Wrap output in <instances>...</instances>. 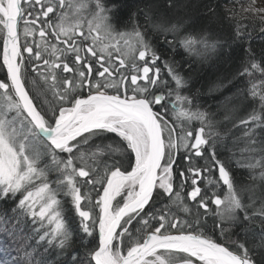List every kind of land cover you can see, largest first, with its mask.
<instances>
[{
    "label": "snow or ice",
    "instance_id": "snow-or-ice-1",
    "mask_svg": "<svg viewBox=\"0 0 264 264\" xmlns=\"http://www.w3.org/2000/svg\"><path fill=\"white\" fill-rule=\"evenodd\" d=\"M254 4L228 11L251 13L264 24V8ZM165 7L177 4L166 0ZM116 12L103 0H0V199L17 201V223L38 225L32 237L20 236L16 224L0 229L24 240L17 256L0 241V264H264V193L235 184L230 170L233 164L259 168L250 179L264 181V80H249V99L258 104L234 125L244 131L231 143L245 146L233 152L209 113L182 94L187 80L175 62L163 61L175 88L159 90L167 81L153 43L158 36L173 50L179 45L206 57L221 40L207 29L189 31L188 21L156 6L142 10L143 23L133 13L130 28L120 26ZM245 37L247 58L238 75L264 73V51L258 59L241 25L234 39ZM109 134L116 139L108 141ZM181 150L184 168L177 164ZM221 150L228 157L218 158ZM205 151L211 163L201 166L195 161ZM213 170L218 178L206 183L222 184L223 195L200 187ZM154 193L168 203L156 208ZM61 195L79 218L83 255L73 247ZM201 210L221 233L222 225L241 224L242 239L217 242L205 231ZM94 233L90 247L84 241Z\"/></svg>",
    "mask_w": 264,
    "mask_h": 264
},
{
    "label": "trees",
    "instance_id": "trees-1",
    "mask_svg": "<svg viewBox=\"0 0 264 264\" xmlns=\"http://www.w3.org/2000/svg\"><path fill=\"white\" fill-rule=\"evenodd\" d=\"M103 2L106 5L114 4L116 6L118 12L115 15L121 27L130 28L133 13H136V19L143 23L142 10H147L150 6H156L161 11L166 12L172 19L179 18L188 21L189 31L207 29L213 37H218L221 40V46L215 52L209 53L206 57H200L186 53L179 45H176L175 50H173V48L160 42L158 36L153 37V43L161 55V60L157 62V66L161 68V80L167 81V85H162L159 90L167 94L168 88H175V84L164 67L163 61L175 62L174 66L187 80V86L181 90L182 94L192 98L193 107L198 105L201 110H206L209 113L210 118L214 121V131L226 134L228 148L238 153L239 149L245 146L244 141H238L236 144H232L231 141L233 138L241 136L244 128L243 126L234 127V125H238L239 120L246 118L254 106L258 104V100L254 102L249 99L247 89L249 80L252 82L264 80V73L253 72L252 77L238 75L247 58L246 49L249 44L247 37L239 40L234 39L235 30L241 25L247 26V31L251 33V48L259 59L261 51H264V32L260 31L261 28H264V24L251 13L239 11L238 15L233 16L228 10L247 8L251 0H175L177 4L175 9L166 8V0H103ZM257 6L255 3L254 7L259 8ZM209 8L214 9V12L210 13ZM2 39L3 37L0 35V79H5V69L2 66ZM167 39L172 40L173 37L169 35ZM260 90L264 91V88ZM168 118L172 120L170 113ZM197 127L198 124L193 123V130ZM115 139V134H109L107 137L108 141ZM95 143L103 146L104 142L96 140ZM89 147H91V144L86 145L84 150L87 152ZM105 151L107 150L105 149ZM228 155V151H218V158L224 159ZM183 157L184 152L181 150L177 160V164L181 168L187 167ZM98 158L103 160L106 157ZM238 158L239 155L233 157V159ZM206 160L210 165L211 161L207 151H205V158H197L195 162L203 166ZM230 170L235 184L256 186V196L264 193V181L250 179V176L257 175L261 169L248 170L233 164ZM217 178L218 174L215 170L211 171L210 174L205 173L204 178L201 180V188H208L210 193L214 191L223 195L225 188L222 184L213 187L206 183L208 179ZM88 190L91 191V189ZM248 195L250 194L246 193L244 196L245 202L248 201ZM59 199L64 206L69 226L74 232L73 247L79 251L80 255H83L84 249L81 246L83 234L79 231V218L73 211L69 210L68 201L64 196L61 195ZM93 199H95V192H93ZM153 200L156 208L168 203L165 196L159 197L157 194L154 195ZM16 206L17 201L11 197L0 199V229H11L13 224H16L17 229H23V232L19 233L20 236L32 237V229L38 225L34 226L30 219H24L17 223L18 213L13 212ZM255 206L259 207V201ZM201 214L204 215L202 212ZM241 219H243L242 214ZM204 223H207L205 231L213 235L217 242H225L227 245L229 241L242 239V225L239 223L222 225L223 233H221L220 228L215 227L216 221L214 218L206 219ZM96 236L97 234L94 233L93 238H87L84 242L89 243L90 247H94L97 243ZM37 239L38 237H34L29 240V243L35 244ZM0 241H3L13 250V256L18 255L15 249L24 243L23 239H16L15 233L10 237L4 231H0ZM40 251H43L42 247ZM0 258L3 259L4 257L0 256Z\"/></svg>",
    "mask_w": 264,
    "mask_h": 264
},
{
    "label": "flooded vegetation",
    "instance_id": "flooded-vegetation-1",
    "mask_svg": "<svg viewBox=\"0 0 264 264\" xmlns=\"http://www.w3.org/2000/svg\"><path fill=\"white\" fill-rule=\"evenodd\" d=\"M51 15V14H50ZM21 27H22V25H21ZM21 40L23 41V35L21 34ZM53 43L55 42L54 40L52 41ZM156 110H159V108H157ZM200 184H201V182H200ZM223 186V185H222ZM201 187V186H200ZM224 187V186H223ZM225 188V187H224ZM224 190H226V189H224ZM157 193H159V192H157ZM156 193H154V195H155ZM220 195H222V194H220ZM159 197H162V196H164L163 194H159L158 195ZM153 198H154V196H153ZM119 199V198H118ZM209 207H210V209H212L213 211H215V208H214V206L210 203L209 204ZM201 212L203 213V210H201ZM204 214V213H203ZM204 215H207V219L208 220H210L211 218H213L212 217V215H211V213H208V214H204ZM206 220V219H205ZM207 222V221H206ZM207 224V223H206ZM177 263H179V261H177Z\"/></svg>",
    "mask_w": 264,
    "mask_h": 264
},
{
    "label": "rangeland",
    "instance_id": "rangeland-1",
    "mask_svg": "<svg viewBox=\"0 0 264 264\" xmlns=\"http://www.w3.org/2000/svg\"><path fill=\"white\" fill-rule=\"evenodd\" d=\"M255 3H256V5H258L257 7H259V8H264V0H255ZM214 117V116H213ZM217 174H218V172H217ZM226 191V190H225ZM157 192H159V189H157ZM160 194H162V193H160ZM227 246V245H226ZM1 259V258H0ZM177 264H179V263H177Z\"/></svg>",
    "mask_w": 264,
    "mask_h": 264
}]
</instances>
